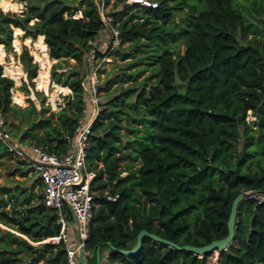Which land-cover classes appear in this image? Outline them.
Listing matches in <instances>:
<instances>
[{"label": "trees", "instance_id": "obj_1", "mask_svg": "<svg viewBox=\"0 0 264 264\" xmlns=\"http://www.w3.org/2000/svg\"><path fill=\"white\" fill-rule=\"evenodd\" d=\"M24 1L21 14L0 8V46L13 49L16 28L33 38L44 35L51 58L59 59L55 81L73 93L58 112L21 107L12 101L15 81L0 63V117L13 141L28 147L35 141L34 146L64 154V136L74 131L88 102V57L105 25L102 0ZM112 1L110 14L119 21L122 39L115 52L130 60L106 79V90L121 83L92 127L88 168L95 172L96 205L85 244L88 264H98L99 247L101 264H212L215 252L201 257L149 236L132 254L106 242L130 249L147 229L180 245L209 244L228 234L233 201L250 190L263 200L250 196L240 203L235 238L217 264H264V0H157V7L105 3ZM176 37L184 52L172 50L170 38ZM21 59L29 78L37 77L39 64L27 48ZM69 59L76 63L59 71ZM152 76L157 79L148 89ZM127 81L132 83L125 86ZM0 145L5 148L0 158L14 154L1 136ZM131 147L140 166L129 163L124 170L123 161L135 156ZM42 192L33 201V191L0 188V222L11 228L0 227V264H69L64 240L46 241L61 235L62 223L59 211L43 203ZM63 211L74 224L71 209Z\"/></svg>", "mask_w": 264, "mask_h": 264}, {"label": "built area", "instance_id": "obj_2", "mask_svg": "<svg viewBox=\"0 0 264 264\" xmlns=\"http://www.w3.org/2000/svg\"><path fill=\"white\" fill-rule=\"evenodd\" d=\"M130 2L139 3L142 6L157 7V0H129ZM105 0L101 2V13L104 18L105 31L112 33L111 50H114L122 40L120 31L114 26V17L110 14L111 10L106 7ZM99 67L93 66L88 75L86 89L92 102L91 110L86 106L83 109V116L80 118L73 132H68L64 139L68 143L67 150L64 154L49 151L42 146H33V155H27L20 150L11 146V150L16 155L29 162L34 171H36L44 182L42 192L43 203L59 211V221L62 223L61 235L52 237L49 241H61L67 245L69 264H81L79 251L85 247L86 241L90 236V223L94 215V206L96 191L91 188L95 172L88 168V152L91 145V134L93 123L98 117L102 108V97L100 95ZM5 120L0 117V136L6 134L4 128ZM9 136V135H7ZM5 139V138H4ZM253 196L261 202L263 196L257 192H252L248 197ZM108 199L115 200L116 196L108 195ZM69 207L74 216L73 223H69L64 213V208ZM74 227L77 236H69L71 227ZM46 240V241H47ZM89 251L85 250V257Z\"/></svg>", "mask_w": 264, "mask_h": 264}, {"label": "rangeland", "instance_id": "obj_3", "mask_svg": "<svg viewBox=\"0 0 264 264\" xmlns=\"http://www.w3.org/2000/svg\"><path fill=\"white\" fill-rule=\"evenodd\" d=\"M11 2L16 3L17 6L15 8H4V7H0L1 9H3L4 11H11V12H15L18 14H21L22 11L26 8V1L24 0H11ZM107 8H109V10L113 9L114 4L113 1L111 2V4L106 6ZM79 13L81 14V11H79ZM113 16V15H112ZM114 19V18H113ZM176 20L177 22H181L182 18L180 15L176 16ZM118 24L119 21H116V23H114V26L117 30L118 29ZM102 36H98V39H96L93 43H94V49L91 50V52L89 53V64H88V68H87V76H86V80H85V85L87 83V79H88V75L91 71V68L93 66H98L99 67V72H100V76H99V83H101V87L103 88V90H101L102 88L100 87V95L102 97V101L103 103L110 97L114 96V91L116 89H118V85L121 83L120 80H118L119 82L115 83L111 89L106 90L104 87V83L106 82V79L110 76L111 72H118L119 71V67L125 65V63L127 61L130 60V58L127 59H121L120 56H118L115 52V50L121 45H119L118 47H116L114 50H111V42H112V33H110L109 31H105L101 34ZM31 37V36H26V31L22 30V32L20 33H16V31H14V40H13V49H8L4 44L2 45L4 50H5V60L7 64H16L21 66L22 70H23V74L21 75L19 82L17 83V80L15 78V84L14 87L12 88V101L13 103L18 104L17 102H15V91L19 90L21 91L25 97H26V101H27V105H31V104H35L36 107L38 109H41L42 106L45 107H49L50 112L51 111H55L58 112L59 110H61L65 105H66V100H67V96L68 95H72L69 94L70 92H64V91H58L57 90V86L56 84H59L55 81V78L53 76V68L55 66V64L59 61V59H54L51 58V64L49 67V74H50V83H49V89L48 91L46 89H40L38 87V81L37 78L39 77L40 74V69H41V64L39 62H37L39 64V68H38V75L37 77L30 79L29 78V73L26 70V67L24 65V63L22 62L21 59V54L23 53V51L27 48L30 53L33 55L34 57V62H36V58L35 55L33 54V51L36 50L35 47V41L37 38H33L31 37V41L27 43V38ZM121 38V37H120ZM122 40V39H121ZM170 43H173L175 46L173 47L172 50H175L177 48H180L181 52H184L185 50V45L183 44L182 40L179 37L176 38H170ZM125 46L128 45V43L124 44ZM48 54L49 50L47 51ZM98 52L103 54V56H99ZM143 52H139V55H142ZM76 63L75 59H69L68 62H63V67L59 68V71H63V70H69L72 65H74ZM4 67V73L5 75H7L8 73L6 72V68L5 65L2 64ZM120 65V66H119ZM137 68V67H135ZM134 68V69H135ZM133 70V69H132ZM7 73V74H6ZM147 75L151 74L150 70H147ZM145 74V75H146ZM145 75H142L139 80L143 79ZM9 76V75H7ZM11 77V76H9ZM12 78V77H11ZM157 77L156 76H152L150 78V80L148 81L147 87L148 89L151 88V85L154 81H156ZM129 83H132V81H127L125 82V86L128 85ZM56 94V97L54 100H52V94ZM20 105V104H18ZM21 107H26V106H22ZM126 108H129L128 106ZM133 111L136 112L135 109H132ZM50 112H47L46 114H49ZM255 116L252 114L251 111H249L248 113V120L249 121H253L255 120ZM132 121V119H131ZM135 124V123H133ZM124 133H128L132 138L135 136L134 133H131L127 128L124 127V129L122 130ZM142 134H145V131L142 132ZM10 139L11 137L8 136ZM15 142V141H14ZM16 143V142H15ZM137 145H141V143L136 142ZM0 148H2L3 150L5 149L4 146L0 145ZM130 151L135 155L133 158L128 159L123 161V169L127 170L129 167V163L134 165V168H138L140 166V158L136 157V155H138V151L136 149H134V147L130 148ZM20 158L12 155L11 157H9L8 155H5L3 157L0 158V188L5 187V186H11V187H15L17 185H28L30 184L32 180H30L32 177L30 175L34 174L29 172V174L27 176H23L21 174V171L18 170V167H21L22 165H20ZM28 167V166H27ZM22 168H25V166H23ZM31 173V174H30ZM123 175H126V172L123 173ZM39 186H37L36 188L33 189L35 197L37 198L38 194L41 193ZM6 194H4L5 196ZM34 199V201H37V199ZM7 208H10V206H8ZM74 226V224H72ZM0 227L4 228V229H9L11 230V228L5 224H3L2 222H0ZM74 230V236L77 232V230L75 228L72 229L71 227V231ZM49 241V240H47ZM218 259V253H215L214 256V260L213 261H217Z\"/></svg>", "mask_w": 264, "mask_h": 264}, {"label": "water", "instance_id": "obj_4", "mask_svg": "<svg viewBox=\"0 0 264 264\" xmlns=\"http://www.w3.org/2000/svg\"><path fill=\"white\" fill-rule=\"evenodd\" d=\"M3 137L8 141L10 146L15 147L16 149L20 150L22 153L27 155L26 151L21 146H19L17 143H15L13 141V139H10L5 134H3ZM252 192H253L252 190L243 191L235 197L233 204H232V207H231L230 217L228 220V234L223 238L213 240L209 244L202 245V246H196V245H191V244L180 245L175 241H172L170 239L162 237L158 234L152 233L147 229H142L139 232L136 244L130 249L118 248V247L114 246L111 242H106V244L112 250H114L116 252H120V253H124V254H132V253H135L141 249L142 243H143V238L146 236H149L157 242L167 244V245L171 246L172 248H176L178 250L194 252L195 254H197L201 257L207 253H210V252L218 253V256H219L220 252H222L223 250H226L229 247V245L233 242L235 235H236V229H237V216H238L239 205ZM79 259L81 261V264H88L86 257H85V247L80 248ZM97 259H98V264H101L102 257H101V248L100 247L97 251ZM212 264H217V261L216 260L213 261Z\"/></svg>", "mask_w": 264, "mask_h": 264}, {"label": "bare ground", "instance_id": "obj_5", "mask_svg": "<svg viewBox=\"0 0 264 264\" xmlns=\"http://www.w3.org/2000/svg\"><path fill=\"white\" fill-rule=\"evenodd\" d=\"M4 7L6 9L8 8H15L17 6L16 3L11 2V0H0V7ZM81 14L79 13L78 16H80ZM16 33H20L22 32V29L20 28H16L15 29ZM27 43L30 42L32 39L31 37H28L27 39ZM35 49L33 51V54L35 55L36 58V62H39L41 64V69H40V74L39 77L37 78L38 81V87L41 89H46L48 91L49 89V83H50V74H49V67L51 64V59L50 56L47 52L48 46L45 43L44 40V35H39L35 41ZM5 50L3 48V46H0V63L5 65L6 68V73L7 75L11 76L12 78H15L17 80V83L19 82V79L21 77V75L23 74V70L21 68V66L16 65V64H7L6 60H5ZM57 86V90L58 91H64V92H68L69 88L60 85V84H56ZM56 97V94H52V100H54ZM15 102H17L18 104L22 105V106H26L27 105V101H26V97L25 95L17 90L15 91Z\"/></svg>", "mask_w": 264, "mask_h": 264}, {"label": "crops", "instance_id": "obj_6", "mask_svg": "<svg viewBox=\"0 0 264 264\" xmlns=\"http://www.w3.org/2000/svg\"><path fill=\"white\" fill-rule=\"evenodd\" d=\"M81 15H82V13H81ZM102 36V35H101ZM47 51H48V49H47ZM50 56V55H49ZM65 87H67V88H69V94H71L72 93V89L70 88V87H68V86H65ZM28 106H30V105H28ZM27 107V106H26ZM87 107H88V109L89 110H91V108H92V102H91V99H90V97L88 96V102H87ZM25 108V107H24ZM11 137V136H10ZM28 140H29V138H28ZM19 146H21L26 152H28L29 154H31V155H33V146L35 145V141L32 143V144H30L29 145V147L28 146H23V145H21L20 143H19V141L17 142V141H15ZM11 150V149H10ZM12 151V150H11ZM14 156H16V157H18V158H20V165H22L21 167H18V170H20L21 171V174L23 175V176H27L28 174H29V172H31V173H34V174H32V175H30L32 178L30 179V180H32V181H30L31 183L30 184H28V185H25V186H22V185H17V186H15V187H11V186H5V187H11V188H16V190L17 189H19V192H21V190H23V193H25V194H27L28 192H31V191H33V189L34 188H36L37 186H39L40 188H41V186H42V184L44 185V182H43V180H42V178L39 176V174L36 172V171H34L33 170V168L31 167V165L29 164V162L27 161H24L25 159H23L22 157H20L19 155H16L15 153L13 154ZM23 166H25L26 167V169L25 168H22ZM28 166V167H27ZM126 172V174H127V171H125ZM30 173V174H31ZM21 189V190H20ZM41 191L40 192H42L43 190H44V187L42 188V189H40ZM33 193H34V191H33ZM8 196V194H6L5 195V197H7ZM36 198V197H35ZM34 198V199H35ZM34 199H33V201H34ZM37 199V198H36ZM10 206V205H9ZM75 236H77V234H75ZM109 254V252H108V250L107 249H105L104 250V252H103V256L104 257H107V255Z\"/></svg>", "mask_w": 264, "mask_h": 264}]
</instances>
